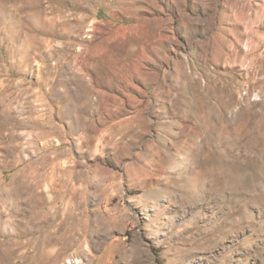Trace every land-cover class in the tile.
Masks as SVG:
<instances>
[{
	"label": "rangeland",
	"instance_id": "rangeland-1",
	"mask_svg": "<svg viewBox=\"0 0 264 264\" xmlns=\"http://www.w3.org/2000/svg\"><path fill=\"white\" fill-rule=\"evenodd\" d=\"M0 264H264V0H0Z\"/></svg>",
	"mask_w": 264,
	"mask_h": 264
},
{
	"label": "bare ground",
	"instance_id": "bare-ground-1",
	"mask_svg": "<svg viewBox=\"0 0 264 264\" xmlns=\"http://www.w3.org/2000/svg\"><path fill=\"white\" fill-rule=\"evenodd\" d=\"M36 8V7H35ZM40 18V20L42 19V21H51V19L48 17V15H43L42 13L39 14L38 16ZM37 17V18H38ZM48 30V29H47Z\"/></svg>",
	"mask_w": 264,
	"mask_h": 264
},
{
	"label": "crops",
	"instance_id": "crops-1",
	"mask_svg": "<svg viewBox=\"0 0 264 264\" xmlns=\"http://www.w3.org/2000/svg\"><path fill=\"white\" fill-rule=\"evenodd\" d=\"M71 25H72V24L70 23V32H72L73 29H74Z\"/></svg>",
	"mask_w": 264,
	"mask_h": 264
}]
</instances>
